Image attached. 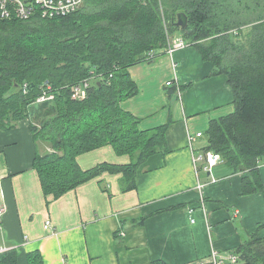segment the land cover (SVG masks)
Segmentation results:
<instances>
[{"label":"trees","instance_id":"trees-1","mask_svg":"<svg viewBox=\"0 0 264 264\" xmlns=\"http://www.w3.org/2000/svg\"><path fill=\"white\" fill-rule=\"evenodd\" d=\"M179 13L187 18L183 31L175 25ZM177 36L232 90L233 112L209 122L202 151L247 171L246 192L262 188L264 0H84L66 17H0V130L27 119L36 143L49 144L53 152L34 159L46 195L57 199L104 172L121 173L128 189L135 186L139 165L165 149L166 126L140 130L122 109L138 90L128 68L152 61L147 55L158 56ZM79 84L86 98L74 100L70 87ZM105 146L136 161L80 169L78 156ZM236 256L237 264H264V239L243 243ZM27 259L43 264L37 252ZM0 264H18L15 249L0 252Z\"/></svg>","mask_w":264,"mask_h":264},{"label":"crops","instance_id":"crops-1","mask_svg":"<svg viewBox=\"0 0 264 264\" xmlns=\"http://www.w3.org/2000/svg\"><path fill=\"white\" fill-rule=\"evenodd\" d=\"M212 68L192 46L128 68L138 90L122 109L140 130L166 126L165 149L139 165L129 189L121 173L104 172L54 199L34 169L30 121L0 130V252L15 249L18 264L32 252L43 264H213L214 252L222 260L264 239V163L262 188L246 192L247 171L221 158L208 167L202 151L209 122L233 107L227 78ZM76 161L89 170L131 159L105 146Z\"/></svg>","mask_w":264,"mask_h":264},{"label":"built area","instance_id":"built-area-1","mask_svg":"<svg viewBox=\"0 0 264 264\" xmlns=\"http://www.w3.org/2000/svg\"><path fill=\"white\" fill-rule=\"evenodd\" d=\"M84 0H0V17L4 20H19L28 21L36 14L42 19H54L60 17L69 16L80 9ZM168 39V46L165 52L172 56L175 52L180 51L188 47L189 45L181 38ZM154 53L147 55V59L150 60L154 56ZM84 88L88 86V82L84 81ZM81 83V84H83ZM79 85H74L71 88V98L74 100L85 99L86 92ZM172 83H166L169 87ZM53 96L40 97L37 102H42L45 99H52ZM195 137H201L198 133ZM193 137L190 138V142H193ZM220 160V157L216 154L208 152L206 154V163L208 167L215 165ZM199 188H202L200 185ZM4 209L0 208V222L2 221ZM193 222V220L191 221ZM48 227V223L45 226ZM8 250V249H6ZM216 252L212 254L213 264H237L238 257L234 254L227 258L218 259Z\"/></svg>","mask_w":264,"mask_h":264},{"label":"rangeland","instance_id":"rangeland-1","mask_svg":"<svg viewBox=\"0 0 264 264\" xmlns=\"http://www.w3.org/2000/svg\"><path fill=\"white\" fill-rule=\"evenodd\" d=\"M171 38V37H170ZM173 38H171L169 41H171ZM165 52V51H164ZM166 53V52H165ZM167 54V53H166ZM156 57H158V56H156V55H154L153 57H152V59H155ZM145 63H147V62H145ZM172 80H174V78L172 77L171 78V81ZM73 86H71L70 87V90H71V88H72ZM164 91V90H163ZM162 91V92H163ZM165 92V91H164ZM233 111V107L230 109V110H227V111H223V113L222 114H219V115H225V114H228V113H231ZM218 115V116H219ZM218 116H216V117H218ZM38 143H39V154H45V153H52L53 152V150L51 149V147L49 146V144H47V143H44V142H42V141H38ZM41 146H42V148H41ZM131 161L133 162L134 161V156L131 158Z\"/></svg>","mask_w":264,"mask_h":264},{"label":"water","instance_id":"water-1","mask_svg":"<svg viewBox=\"0 0 264 264\" xmlns=\"http://www.w3.org/2000/svg\"><path fill=\"white\" fill-rule=\"evenodd\" d=\"M175 25L180 29V31H183L186 28L187 18L185 16V14L179 13L177 15V21H176Z\"/></svg>","mask_w":264,"mask_h":264}]
</instances>
